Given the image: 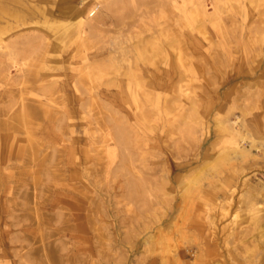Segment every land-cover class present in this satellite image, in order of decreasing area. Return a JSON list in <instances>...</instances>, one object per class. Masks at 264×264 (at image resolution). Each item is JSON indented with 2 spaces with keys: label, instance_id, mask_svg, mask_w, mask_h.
Masks as SVG:
<instances>
[{
  "label": "rangeland",
  "instance_id": "obj_1",
  "mask_svg": "<svg viewBox=\"0 0 264 264\" xmlns=\"http://www.w3.org/2000/svg\"><path fill=\"white\" fill-rule=\"evenodd\" d=\"M31 1L0 0V264H264V0H86L114 4L85 34L82 0Z\"/></svg>",
  "mask_w": 264,
  "mask_h": 264
},
{
  "label": "bare ground",
  "instance_id": "obj_2",
  "mask_svg": "<svg viewBox=\"0 0 264 264\" xmlns=\"http://www.w3.org/2000/svg\"><path fill=\"white\" fill-rule=\"evenodd\" d=\"M28 1H30V0H28ZM37 1V0H36ZM72 1V3H74V0H71ZM85 1L86 0H82L81 1V4H78L77 6H72L71 7V9L69 10V12H67V14H71L72 15V17H70V18H74L75 19V21H76V19H77V23H79L80 24V22L78 21V19L80 18V20H82V19H84V18H82V13H84V12H86V10H88V12H90V11H93L94 9V13L91 15V12L89 13L90 14V16H91V18H92V25H90V26H88V28H86V27H81V26H79V25H75V28L79 31V32H81V33H83V34H85L86 32H94V26H95V29H97V28H99V27H96V26H100L101 28L103 27V26H105V25H107V22L108 21H110L111 20V17L109 16L110 15V13H111V10H112V5L114 4V2H112L113 4L111 5L110 4V2L108 1L107 3H109L110 5L108 6H106V8H103V6L105 7V5L104 4H100L99 3V7L97 6V5H94V4H87V3H85ZM97 1V0H96ZM95 1V2H96ZM100 1V0H99ZM134 1V3L135 2H141V1H144V0H132V2ZM32 2V1H31ZM31 2H29V4L31 3ZM34 2V1H33ZM31 3L33 6H35L36 8H38L39 7V9H41L40 11H44V9H45V7L47 6V5H51V3L50 2H48L47 0H40V1H37V3L36 4H34V3ZM101 2V1H100ZM105 2V1H104ZM261 2H262V0H261ZM260 1H256V0H254V1H251V3L249 4L250 6H257V7H259L258 5L261 3ZM22 3V2H21ZM248 3V2H247ZM16 4H18V3H16ZM22 4H24V3H22ZM31 4H30V6H31ZM121 4V3H120ZM75 5V4H74ZM233 5V4H232ZM236 5H238V4H236ZM260 5H264V3H262V4H260ZM100 6H102V7H100ZM32 7V6H31ZM252 8V7H251ZM0 9L2 10V11H5V9H4V7H2L1 6V4H0ZM7 10V9H6ZM105 10V15H101L102 13H103V11ZM136 10V9H135ZM41 12V13H42ZM58 12H59V10H58ZM115 12H117V11H115ZM134 12V11H133ZM44 13V12H43ZM42 13V14H43ZM48 14H44V19H43V22L45 23L44 25H45V27H48V28H59V27H62V32L61 33H59V35L58 36H56V37H58V38H60L59 36H61L63 33H66L67 31H68V33L70 32L69 31V29L71 28V26H72V24H71V22H68L67 20L65 21V19L63 18V19H61V17L60 16H58V17H55L53 14H52V11L51 12H47ZM62 13V12H61ZM112 13H114V12H112ZM201 13H203L202 11H201ZM243 13V12H242ZM8 14V13H7ZM63 14V13H62ZM66 14V13H65ZM119 14V16H120V13H118ZM88 15V14H87ZM64 17V16H63ZM88 17H89V15H88ZM87 17V18H88ZM112 17H113V15H112ZM82 18V19H81ZM128 19V18H127ZM126 20V19H125ZM6 21V20H5ZM74 21V20H73ZM91 22H89L88 24H90ZM99 25H98V24ZM6 24V23H5ZM84 26L86 25V24H83ZM109 27V26H108ZM107 27V28H108ZM0 29H1V26H0ZM74 29V28H73ZM164 30V29H163ZM97 31V30H96ZM80 33V34H81ZM161 33V32H160ZM70 34V33H69ZM64 35V34H63ZM62 35V36H63ZM78 35V34H77ZM81 36V35H80ZM89 36V35H88ZM160 36V35H159ZM83 38V37H82ZM240 38V37H239ZM260 38V37H259ZM36 39V38H35ZM49 39V38H48ZM47 39V40H48ZM26 40V39H25ZM143 40V39H142ZM142 40L140 41L141 43H142ZM44 41V40H43ZM76 41V40H75ZM84 41V40H83ZM11 42V41H10ZM27 42V41H26ZM30 42V41H29ZM28 42V43H29ZM15 42H13V44H14ZM156 43V42H155ZM161 43V42H160ZM159 43V44H160ZM8 43H6V45H7ZM27 44V43H26ZM190 44V43H189ZM211 44V43H210ZM12 45V44H11ZM140 45V44H139ZM142 45H145L144 43H142ZM191 45V44H190ZM14 46V45H13ZM6 47V46H5ZM137 47V46H136ZM136 47H134V50H136L135 52H136V54H138L139 53V49L137 50V48ZM140 48V47H139ZM149 48V47H148ZM175 48V47H174ZM96 49V48H95ZM205 49V48H204ZM78 50H80V48H78ZM124 50V49H123ZM126 50V49H125ZM157 50H159V52H161V54L162 55H164L165 57H166V55H167V49H166V47L165 46H160L159 47V49H157ZM172 50V49H171ZM174 50V49H173ZM173 50H172V52H173ZM129 51H131L130 49H129ZM128 51V52H129ZM154 51V50H153ZM178 52L180 51V50H177ZM183 51V50H182ZM128 52L126 51V53H127V56L126 57H128ZM181 52V51H180ZM5 53V50H4V48L3 47H0V55H3ZM123 53V52H122ZM108 54V53H107ZM121 54V53H120ZM174 54H176V53H174ZM177 54H180V53H177ZM176 54V55H177ZM122 55H124V53L122 54ZM143 55V54H142ZM181 55V54H180ZM182 55H183V53H182ZM105 56V55H104ZM134 56V55H133ZM147 56H148V54H147ZM157 56H158V54H157ZM111 56L109 55V59H110V61H111V59L112 60H114L115 58V56H113L112 58H110ZM118 57V56H117ZM145 57V56H144ZM150 57H151V55H150ZM179 57V56H178ZM177 57V61L179 60L180 61V59ZM100 58V57H99ZM182 58V57H181ZM118 59V58H117ZM120 59H123V57L122 58H119V60ZM127 60V62H128V59L129 58H126ZM132 59H133V57H132ZM137 59H138V56H137ZM148 59V58H147ZM175 59H176V56H175ZM183 59V61H184V58H182ZM119 60H117V61H119ZM141 60V59H140ZM144 60H145V58H144ZM143 60V61H144ZM97 61V60H96ZM100 61V60H99ZM123 61V60H122ZM125 61V60H124ZM125 61V62H126ZM134 61V60H133ZM182 61V60H181ZM120 62V61H119ZM145 62V61H144ZM152 62L153 63H150V65L153 67V66H155V68H156V70H158L159 68H162V67H160L159 66V64L157 63H155L154 61H153V59H152ZM175 62H176V60H175ZM91 63H94L93 61L91 62ZM98 63V62H97ZM116 63V62H115ZM114 62H113V64H115ZM136 63H138V62H136ZM177 63H179V62H177ZM182 62H180L179 63V65L181 64ZM185 63V62H184ZM111 64V63H110ZM183 64V63H182ZM182 64H181V66H182ZM95 65V64H94ZM100 65V64H99ZM107 65V64H106ZM168 65V67H169V65H170V63H168L167 64ZM89 66H91V65H89ZM92 66H93V64H92ZM166 66V65H165ZM139 67V65L138 64H135L134 65V68H135V70L136 71H140V68H138ZM148 67V66H147ZM198 67V66H197ZM97 68V67H96ZM99 68H100V66H99ZM128 68V67H127ZM177 68V67H176ZM181 68H183V67H181ZM152 69H154V68H152ZM178 69H179V66H178ZM87 70V69H86ZM127 70V69H126ZM128 70H130V69H128ZM134 70V69H133ZM88 71V70H87ZM155 71V70H154ZM183 70H179V72L181 73ZM131 72V71H130ZM184 72V71H183ZM141 72H139L138 73V75L139 76H141V74H140ZM137 78V77H136ZM141 79V78H140ZM7 80H9V78H7ZM137 81V80H136ZM141 82V81H140ZM146 83V82H145ZM139 84V83H138ZM142 85V84H141ZM144 86H145V84H143ZM56 86V85H55ZM54 86V87H55ZM140 86V85H139ZM138 85H137V87H139ZM145 89V88H144ZM138 90V89H137ZM139 95V94H138ZM146 96V95H145ZM150 96V95H149ZM28 118V117H27ZM27 118L26 117H24V115H20V117H19V122H20V126L23 128V130H26L25 131V136H24V138H22V142H24V143H26V145L28 146V148H29V151L31 152V153H27V155H29L32 159H34V156L36 155V153H32V148L35 146V144H36V141L34 140V138L32 137V135H31V133H30V130H29V121L27 120ZM242 127V118H241V116L240 115H237L236 113H233V112H231V114H230V116H228V117H226V118H224L223 120H220V121H218L216 124H215V128H216V131L218 132V134H229V135H231V139L232 140H234V142L232 143V145L229 147V151H232V153H238V152H243L244 151V148H241L240 147V143H242V142H247V140H248V137H249V134L248 133H243V132H241L240 131V128ZM235 131V132H234ZM18 141L16 140V137H14L13 135L11 136V135H7V136H5V138H4V141H3V143H4V145H6V147H7V149L8 150H11L12 148H13V144H16ZM72 154V153H71ZM66 156V155H65ZM37 157V156H36ZM70 157H72L71 155H70ZM52 160H54V159H52ZM59 170V169H58ZM58 170H56V172H55V178H56V182L58 183V184H60V186L61 187H64V185L66 184V182H65V180L63 179V176H62V172H57ZM73 174H75V173H73ZM67 186H69V185H67ZM250 200H251V210H250V212L248 213V216H251L252 218H256L257 217V215L260 213V212H262L261 214H264V190H262L261 192H256L255 194H252L251 196H250ZM227 242V241H226ZM201 252V251H200ZM226 259V258H225Z\"/></svg>",
  "mask_w": 264,
  "mask_h": 264
}]
</instances>
